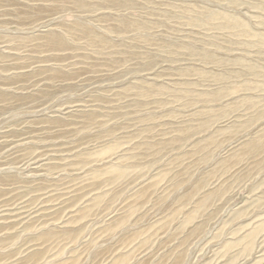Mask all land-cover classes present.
<instances>
[{
	"label": "rangeland",
	"instance_id": "rangeland-1",
	"mask_svg": "<svg viewBox=\"0 0 264 264\" xmlns=\"http://www.w3.org/2000/svg\"><path fill=\"white\" fill-rule=\"evenodd\" d=\"M0 147V264H264V0H0Z\"/></svg>",
	"mask_w": 264,
	"mask_h": 264
},
{
	"label": "bare ground",
	"instance_id": "bare-ground-1",
	"mask_svg": "<svg viewBox=\"0 0 264 264\" xmlns=\"http://www.w3.org/2000/svg\"><path fill=\"white\" fill-rule=\"evenodd\" d=\"M50 32H51V31H50ZM36 64H37V63H36ZM36 64H35V65H36ZM38 64H39V63H38ZM33 66H34V65H33ZM29 67H30V66H29ZM37 68H38V67H37ZM34 69H35V68H34ZM43 69H44V68H43ZM22 70H23V69H22ZM24 70H25V69H24ZM17 73H18V72H17ZM18 75H19V74H18ZM20 75H21V74H20ZM101 91H102V90H101ZM87 103H88V102H87ZM58 106H59V105H58ZM59 120H60V119H59ZM81 142H82V141H81ZM9 144H10V143H9ZM73 144H74V143H73ZM7 145H8V144H7ZM10 145H11V144H10ZM5 146H6V145H5ZM7 147H8V146H7ZM11 147H12V146H11ZM0 148H1V147H0ZM49 148H50V147H49ZM80 148H81V147H80ZM40 149H41V148H40ZM46 150H47V149H46ZM62 150H63V149H62ZM65 151H66V150H65ZM68 151H69V149H68ZM52 152H53V151H52ZM72 152H73V151H72ZM6 153H7V152H6ZM48 153H50V152H48ZM48 153H46V154H48ZM58 153H59V152H58ZM61 153H62V152H61ZM15 154H16V153H15ZM9 155H10V154H9ZM40 155H42V154L40 153ZM43 155H44V154H43ZM32 156H33V155H32ZM36 156H38V155H36ZM2 157H3V156H2ZM44 157H46V156H44ZM44 157H43V158H44ZM39 158H40V157H39ZM36 159H37V158H36ZM49 159H50V158H49ZM52 159H53V158H52ZM61 159L65 160L64 158H61ZM50 160H51V159H50ZM54 160H55V159H54ZM59 160H60V159H59ZM63 160H62V161H63ZM30 161H31V160H30ZM34 161H35V160H34ZM51 161H52V160H51ZM49 162H50V161H49ZM60 162H61V161H60ZM42 163H43V162H42ZM26 164H27V163H26ZM37 164H38V163H37ZM20 165H21V164H20ZM43 165H44V164H43ZM49 166H50V165H49ZM56 166H57V165H56ZM59 166H61V165H59ZM71 166H72V165H71ZM40 167H41V166H40ZM46 167H47V166H46ZM57 167H58V166H57ZM61 167H62V166H61ZM61 167H60V168H61ZM38 168H39V167H38ZM51 168H54V167H51ZM39 169H41V168H39ZM54 169H56V168H54ZM35 171H36V170H35ZM56 171H57V170H56ZM74 171H75V170H74ZM37 172H38V171H37ZM71 172H72V171H71ZM77 172H78V171H77ZM123 172H124V171H123ZM120 173H121V170H120ZM124 173H125V172H124ZM35 174H36V173H35ZM58 174H59V173H58ZM58 174H57V175H58ZM36 175H37V174H36ZM59 182H60V181H59ZM67 185H68V184H67ZM74 186L76 187V185H74ZM74 186H73V188H74ZM73 188H72V189H73ZM82 188H83V187H82ZM67 189H68V188H67ZM72 189H70V190H72ZM76 189H77V188H76ZM78 189H79V188H78ZM78 189H77V190H78ZM68 190H69V189H68ZM73 190H74V189H73ZM79 191H80V190H79ZM73 192H74V191H73ZM75 192H76V191H75ZM49 193H50V192H49ZM65 194H66V193H65ZM65 194H64V195H65ZM70 195H71V194H70ZM65 196H66V195H65ZM47 198H48V197H47ZM53 198H54V197H53ZM53 198H51V199H53ZM60 198H61V197H60ZM60 198H59V200H60ZM22 199H23V198H22ZM49 199H50V197H49ZM61 199H62V198H61ZM72 199H73V198H72ZM57 200H58V198H57ZM67 200H69V199H67ZM20 201H21V200H20ZM43 201H44V200H43ZM43 201H42V202H43ZM45 201H46V200H45ZM52 201H53V200H52ZM52 201H51V202H52ZM26 202H28V201H26ZM49 202H50V201H49ZM3 203H4V202H3ZM52 203H53V202H52ZM63 203H64V202H63ZM65 203H66V202H65ZM26 204H27V203H26ZM48 204H49V203H48ZM13 205H14V204H13ZM20 205H21V204H20ZM40 205H42L41 202H40ZM59 205H60V204H59ZM71 205H72V204H71ZM28 206H29V205H28ZM28 206H26V207L28 208ZM16 207H17V206H16ZM26 207H25V208H26ZM38 207H39V206H38ZM52 207H53V206H52ZM60 207H61V206H60ZM63 207H64V206H63ZM4 208H5V207H4ZM4 208H3V209H4ZM25 208H24V210H26ZM54 208H56V206H55ZM57 208H58V207H57ZM73 208H74V207H73ZM21 209H22V208H21ZM42 209H43V208H42ZM49 209H50V208H49ZM51 209L53 210V208H51ZM58 209H59V208H58ZM1 210H2V209H1ZM8 211H9V210H8ZM10 211H11V210H10ZM21 211H22V210H21ZM42 211H45V210H42ZM46 211H47V210H46ZM6 212H7V211H6ZM39 212H40V211H39ZM57 212H58V211H57ZM3 213H4V212H3ZM22 213H23V212H22ZM117 213H118V212H117ZM54 214H55V213H54ZM64 214H65V213H64ZM14 215H15V214H14ZM22 215H23V214H22ZM32 215H33V214H32ZM47 215H48V214H47ZM49 215H50V214H49ZM68 215H69V214H68ZM16 216H18V215H16ZM30 216H31V215H30ZM20 217H21V216H20ZM40 217H41V216H40ZM51 217H52V216H51ZM62 217H63V216H62ZM3 218H4V217H3ZM5 218H6V217H5ZM55 219H56V218H55ZM26 220H27V219H26ZM26 220H25V221H26ZM51 220H52V219H51ZM59 220H60V219H59ZM124 220H125V219H124ZM1 221H2V219H1ZM1 221H0V222H1ZM4 221H5V220H4ZM12 221H13V220H12ZM21 221H22V219H21ZM29 221H30V219H29ZM32 221H33V220H32ZM76 221H77V220H76ZM38 222H39V221H38ZM38 222H37V223H38ZM44 222H46V221H44ZM47 222H48V221H47ZM51 222H53V221H51ZM74 222H75V221H74ZM7 223H8V222H7ZM65 223H66V222H65ZM43 224H44V223H43ZM46 224H49V223H46ZM72 224H73V223H72ZM0 225H2V223H0ZM17 225H18V224H17ZM22 225H23V224H22ZM22 225H21V226H22ZM24 225H26V224L24 223ZM5 226H6V225H5ZM8 226H9V225H8ZM59 226H60V225H59ZM6 227H7V226H6ZM19 227H20V226H19ZM49 229H50V228H49ZM1 230H2V228H1ZM1 232H2V231H1ZM50 232H51V231H50ZM39 254H40V253H39Z\"/></svg>",
	"mask_w": 264,
	"mask_h": 264
}]
</instances>
